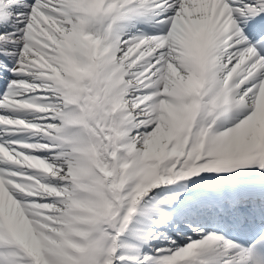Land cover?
I'll use <instances>...</instances> for the list:
<instances>
[{
  "label": "snow or ice",
  "instance_id": "snow-or-ice-1",
  "mask_svg": "<svg viewBox=\"0 0 264 264\" xmlns=\"http://www.w3.org/2000/svg\"><path fill=\"white\" fill-rule=\"evenodd\" d=\"M0 264H264V0H0Z\"/></svg>",
  "mask_w": 264,
  "mask_h": 264
}]
</instances>
